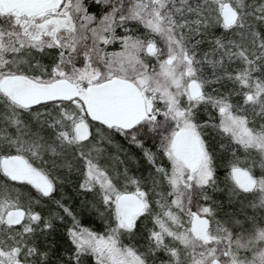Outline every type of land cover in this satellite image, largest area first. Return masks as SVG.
Here are the masks:
<instances>
[{
	"label": "snow or ice",
	"instance_id": "snow-or-ice-1",
	"mask_svg": "<svg viewBox=\"0 0 264 264\" xmlns=\"http://www.w3.org/2000/svg\"><path fill=\"white\" fill-rule=\"evenodd\" d=\"M0 264H264V0H0Z\"/></svg>",
	"mask_w": 264,
	"mask_h": 264
}]
</instances>
